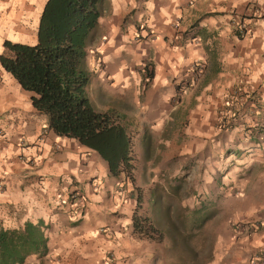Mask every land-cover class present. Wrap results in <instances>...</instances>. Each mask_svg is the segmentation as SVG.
I'll list each match as a JSON object with an SVG mask.
<instances>
[{
  "label": "crops",
  "instance_id": "crops-1",
  "mask_svg": "<svg viewBox=\"0 0 264 264\" xmlns=\"http://www.w3.org/2000/svg\"><path fill=\"white\" fill-rule=\"evenodd\" d=\"M46 2L0 0V56L7 40L38 42ZM100 7L98 29L106 20L109 37L115 32L124 36L112 55L107 54L115 64L110 66L115 80L146 79L145 68L150 69L151 88L140 101L143 117L162 113L171 118L174 110L200 116L207 176L219 171L229 178L236 170L247 169L254 181L249 193L261 199L264 212V0H103ZM237 17L248 23L247 34L240 33ZM126 19L130 33L121 31ZM194 64L200 65L199 71ZM96 85L92 74L91 102L96 110L108 112L111 107L101 98L115 93ZM235 89L249 93L244 116L238 120L252 122V135H244V121L224 129L210 120ZM178 94L181 100L171 105ZM31 97L0 63V229H24L33 223L47 238L46 250L28 254L19 264L161 263L154 252L157 243L138 238L132 222L121 231L123 222L106 219L112 205L126 208L132 202L115 199L114 204L105 194L112 183L107 161L77 139L56 134ZM123 113L128 118L134 115ZM155 131L151 126L149 132ZM226 132L242 139L234 136L229 141ZM235 146L248 150L238 158L239 168L236 162L225 168V148ZM75 190L83 199L71 203ZM240 245L245 249L236 246V255L226 259L225 253L219 254L214 263L249 264L246 252L264 246V227Z\"/></svg>",
  "mask_w": 264,
  "mask_h": 264
},
{
  "label": "rangeland",
  "instance_id": "rangeland-1",
  "mask_svg": "<svg viewBox=\"0 0 264 264\" xmlns=\"http://www.w3.org/2000/svg\"><path fill=\"white\" fill-rule=\"evenodd\" d=\"M103 7L105 10L108 8L105 4ZM103 14L106 17L105 11ZM103 21L105 26L97 28L93 34L86 65L93 74L96 87H107L108 92L115 93L111 96L107 94L106 100L103 96L102 103L111 107L113 111L110 109V112L120 123L130 127L135 163L132 171L124 170L118 177L109 171L112 183L104 189L107 190L105 194L112 197L114 204L115 199L125 203V199L129 198L132 202L126 208L112 205L107 209L106 219L123 222L121 231L127 230L126 225L132 222L138 238L154 240L158 247L154 252L159 253L161 261L155 264H215L217 256L223 253L229 259L236 255L238 247L245 249L240 244L249 242L256 235L248 232V225L258 223L257 233L264 227V212L259 208L261 199L249 193L253 177L247 169L236 170L229 178L219 171L207 176L203 166L206 157L201 144L200 116H190L188 111L180 114L179 110H174L171 115L175 116L171 118L162 113L147 119L143 117L140 101L145 100L146 92L151 88L150 69L145 68L146 79L115 80L110 67L115 64L108 60L107 54L112 55V49L121 43L124 36L115 32L109 37L107 22ZM128 23L127 19L123 21V33H130ZM135 69L139 71L138 67ZM180 97V94L174 96L170 104H178ZM249 97L248 92L235 89L226 98L222 111L210 120L224 129L244 121V135H252L249 132L252 122L245 118L238 120L244 116L241 111L247 108ZM124 111L134 115L128 118ZM151 126L155 127V133L149 132ZM140 132L142 136L138 135ZM234 136L242 139V136L226 132L229 141L235 140ZM247 150L248 146L245 149L240 146L226 147L225 168L232 167L234 162L239 168L238 158ZM243 171L246 172L241 174ZM134 217H137L139 230L134 226ZM103 228L102 232L107 229L106 226ZM232 240H239L240 243L232 244ZM261 248L246 252L249 264Z\"/></svg>",
  "mask_w": 264,
  "mask_h": 264
},
{
  "label": "trees",
  "instance_id": "trees-1",
  "mask_svg": "<svg viewBox=\"0 0 264 264\" xmlns=\"http://www.w3.org/2000/svg\"><path fill=\"white\" fill-rule=\"evenodd\" d=\"M103 0H47L38 42H5L2 67L32 93V104L49 117L58 135L77 139L107 161L113 176L135 168L132 138L113 112L95 109L88 94L92 73L89 47L102 16ZM134 226L139 230L137 217ZM47 238L33 223L24 229H0V264L22 263L28 254L46 250Z\"/></svg>",
  "mask_w": 264,
  "mask_h": 264
},
{
  "label": "built area",
  "instance_id": "built-area-1",
  "mask_svg": "<svg viewBox=\"0 0 264 264\" xmlns=\"http://www.w3.org/2000/svg\"><path fill=\"white\" fill-rule=\"evenodd\" d=\"M236 25L240 31L241 34H247L248 33V23L245 20H242V18L237 17L236 18ZM200 65L194 64V70L199 71ZM242 91V90H240ZM75 192V191H74ZM70 194V200L71 203L76 202V199H83V196L80 195L78 192ZM259 228L258 223H251L248 225V232L251 234L257 233V230ZM252 264H264V247L258 250L257 255H255V258H253Z\"/></svg>",
  "mask_w": 264,
  "mask_h": 264
}]
</instances>
